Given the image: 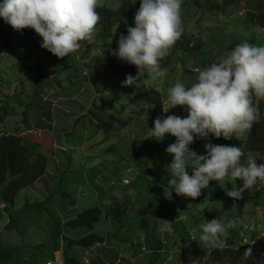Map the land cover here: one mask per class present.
Instances as JSON below:
<instances>
[{
  "label": "rangeland",
  "instance_id": "rangeland-1",
  "mask_svg": "<svg viewBox=\"0 0 264 264\" xmlns=\"http://www.w3.org/2000/svg\"><path fill=\"white\" fill-rule=\"evenodd\" d=\"M119 1L116 0L115 7L112 5L111 7L118 8ZM246 1L248 0H243L244 3L236 5L232 15L224 13L206 15L210 29L203 33V39L208 40L209 43L220 41L221 31H223L228 38L237 39L238 44L248 42L257 46L264 45L263 28L255 24L235 23L237 20L240 21L238 18L243 17L245 11L249 10L245 4ZM184 2L186 0H182L181 8ZM132 4L140 5V0H132ZM190 13L192 14V10ZM1 23L5 26V21ZM127 28L125 22H119L113 29L114 34L123 33L126 36ZM193 30L194 28H189V32ZM17 32L18 35H23L21 31ZM191 33H197V31ZM10 39L16 45L12 53L11 50L2 47L4 42L0 35V90L5 92H1L2 100L10 101L11 109V114L6 115L5 120L0 122V132L17 134L25 142L32 141L37 144L32 160L36 159L38 153L43 154L48 158V169L45 176L35 185L19 193L14 209H8L4 204L0 207L3 210H0V248L11 252L9 258L0 259V264H48V262L64 264L63 250L67 241L81 238L91 232L87 228L73 229L69 222L84 210L98 207L103 214L93 232L101 235L102 230L107 234L115 233L118 225L115 224L112 210L109 209L114 202L121 203L126 208L127 215L135 219L136 212L145 206L159 209L162 205L163 211L166 209L171 211L177 204L189 205L194 201H200L201 196L210 194L212 197L207 201L198 202L188 209L195 216H202L204 208L215 206L219 199L217 194L223 192L226 196L225 208L219 204L218 215L215 218L219 217L225 223L230 220L228 214L232 212L231 209L236 200L226 195L225 187L227 190H231L232 185L238 187L237 181L230 179L220 182L211 181L213 191L202 189L200 197L195 200L177 196L167 184L169 179L166 171L167 163L162 162L159 152L174 143L175 137L166 134L163 139L157 140L151 137V129L154 128V121L158 116L186 117L185 107L178 106L167 113L163 112L162 107V110H158L159 113L152 116L147 109L139 113L127 94L113 91L110 86H100L99 93L93 85L98 79V73L105 74V77L109 79V85L113 78L107 57L111 56L116 62L126 63L107 52H95V57L103 63L102 66L98 61H92L91 64L78 61L76 64L74 61V64H69L74 57L71 59L68 55L58 59L50 52H39L37 46L42 43L40 36L35 45L19 44L14 42V37ZM31 39L35 43L37 36ZM22 47H25L24 51ZM213 50H215L214 56L219 60L229 53L226 45L222 48L214 45ZM164 61L165 59L160 62L161 66ZM180 61V68H176L173 62L169 61L165 67H162L166 69V75L148 84L149 87L152 84L161 85L163 106H167L166 95L169 86L178 80L186 87L197 82L198 75L193 73L194 67L189 56L180 55ZM52 69L59 74L57 75V72ZM186 69L191 70L192 73L186 72ZM102 79L103 76L99 80ZM60 80L61 83H59ZM36 89L43 90L42 100L46 102L42 103L41 111L48 109L51 105L52 117L50 119L43 117V120H41V114L31 117L33 127L32 130H27L22 121L25 110L29 108L28 105L32 100L31 91ZM106 95H112L111 98L116 100L113 106L109 100H103V96ZM94 104L97 106V111L93 109ZM260 107L261 117L264 118V102ZM100 117H103L102 120L111 127L110 130L97 128L96 123ZM246 137L247 133L239 139ZM209 141L213 143L209 137L196 138L190 148L198 154L206 155L205 144ZM171 161L169 160V164ZM190 173L191 170H189ZM257 182L264 188V181ZM262 185L258 187L259 192L256 195L253 194L254 198L249 197L243 202L245 212L242 215L253 224L261 219L264 221V189H260ZM171 200L177 204L171 203ZM37 201H43L44 204L37 209L24 210L26 204ZM196 206L199 208L195 209ZM202 207L203 210H201ZM226 208L230 211L227 212ZM259 208L262 215L257 214ZM176 212L179 216H174V220H179L181 217L187 219L186 213L181 214L178 208ZM171 227L173 226L168 225L161 229L162 237H165L167 229ZM236 231L234 235H239L241 240L245 236L244 232H240L239 229ZM178 232L179 234L176 231L172 234V242L175 246L174 254L170 258L176 264H188L190 261L183 256V246L179 237L181 229H178ZM229 234L233 235L231 230ZM107 238H110V241L106 240V246L117 250L115 252L118 255L117 262H120L121 258L123 264H141L142 259H146L148 251L143 252L142 247L134 243L139 238L135 240L133 237L130 238L129 249L123 252L119 250L123 248L121 244L110 245L114 241L112 236ZM237 240L234 239L233 244L237 243ZM69 252L77 258H82L85 250L77 248ZM112 252H100L97 247L93 251L86 252L83 264H94L92 259L98 256H102L105 262L109 263L110 257L115 255ZM197 259L200 263L202 262L201 258Z\"/></svg>",
  "mask_w": 264,
  "mask_h": 264
},
{
  "label": "clouds",
  "instance_id": "clouds-1",
  "mask_svg": "<svg viewBox=\"0 0 264 264\" xmlns=\"http://www.w3.org/2000/svg\"><path fill=\"white\" fill-rule=\"evenodd\" d=\"M181 3L182 0H140L134 16L135 26L127 28L126 36L120 35L118 49L111 51L113 56L137 69L135 76L126 75L122 86L137 88L142 82L162 94L161 85L149 87L148 84L166 75L160 62L170 54L183 33ZM103 6L102 0H2L0 17L16 31L34 30L42 38L41 47L63 59L75 53L81 42L91 44L95 40L100 21L97 9ZM262 102L264 45L248 42L237 44L218 62L198 69L197 82L190 87L178 80L167 88V106H163V112L180 106L187 109V116H158L151 137L157 140L166 134L175 137V142L165 151L173 157L166 166L167 184L177 196L195 200L202 189L213 191L211 181L230 179L243 182L241 187L232 185L231 190L226 189V184L224 186L228 197L239 200L258 180L264 181V163L258 164L251 156L247 157L246 165L242 163L244 151L241 147L209 141L205 144L206 155L190 148L196 138L205 139L209 134L217 139L235 137L238 140L260 122ZM260 210L258 215H262ZM241 216L229 218L227 223L219 217L201 223L198 226L200 234L194 231L192 240L202 243L209 252L223 250L229 230L239 229L245 236L240 240L239 235H234V239H238L235 244L254 245L251 234L264 236V221L261 219L253 224ZM142 249L146 251L144 246ZM252 255V247H248L241 264ZM188 264H200V261L195 259Z\"/></svg>",
  "mask_w": 264,
  "mask_h": 264
},
{
  "label": "trees",
  "instance_id": "trees-1",
  "mask_svg": "<svg viewBox=\"0 0 264 264\" xmlns=\"http://www.w3.org/2000/svg\"><path fill=\"white\" fill-rule=\"evenodd\" d=\"M116 0H102L103 7L98 8L97 11L100 15V21L96 27V37L95 40L89 44L84 41L81 42V47L75 52L69 54L71 56V61L69 64H74L75 61L83 62L84 64H91L92 61H98L95 57L96 53L107 52L111 54L112 50L118 49V40L121 34H114V27L119 22H125L126 27H134V16L140 5L133 6L132 0H117L119 1L118 8L113 9L116 5ZM2 2V0H0ZM244 3L243 0H186L182 4L181 8V18L183 25V33L179 40L174 44L170 50V54L165 58L164 63L161 67H165L169 61L173 62V65L176 68L181 67L180 55L190 58L192 65L194 67V74L198 75V68L203 69L209 66L213 62H218L219 59L214 56L216 47L220 46L221 48L225 45L227 46V51L230 52L238 43L235 38H228L223 31H221V40L215 42H208V40L203 39V33L210 29L208 26L209 19H206L205 16L209 13L220 15L222 13L232 15L236 10L235 6ZM249 10L243 13V17H240V21H235V23H246V24H255L264 29V0H248L245 2ZM192 10V14L190 13ZM218 11V13H217ZM236 13V17H237ZM1 21H4L0 17V35L3 45L2 47L11 50V53L16 49V45L11 42L10 37H14V42L19 44H31L35 45L38 41L39 35L34 34L35 31L32 29H24L21 31V35H18V32L14 30L10 25L5 23V26L2 25ZM234 22V20H232ZM2 25V26H1ZM194 28L193 31L197 33L189 32V28ZM200 29V31H199ZM124 35V34H123ZM20 36V38L18 37ZM37 36L36 42L31 38ZM19 38V39H18ZM202 39V40H201ZM13 44V45H12ZM42 44V43H41ZM41 44L37 46L39 52H46L44 48L41 47ZM18 45V44H17ZM18 47V46H17ZM25 48V47H24ZM83 52V53H81ZM81 55V56H79ZM108 65L112 70L113 78L108 84V78L105 77V74L100 75L98 73L97 81H94V86L96 90L101 91L100 86H110L113 91H121L124 94L129 96V100L134 104V108L137 109L139 113H143L146 109L150 111V115L154 116L159 113L163 107V96L158 91L157 88L151 87L147 88L144 83H140L135 86H122V82L126 79L127 74L136 75L137 69L134 65L127 63L116 62L111 56L107 57ZM101 66H102V62ZM73 66V65H71ZM41 68V66L39 67ZM61 69H64L61 67ZM53 70V69H52ZM59 74L58 71L53 70ZM188 73H192L191 70H185ZM179 74V73H178ZM103 76L102 80H99ZM11 77V76H10ZM42 76L40 75V79ZM61 83V80L59 81ZM105 85V86H104ZM0 90V122H3L6 118V115L11 114L10 101L5 102L2 100V92ZM31 101L28 105L29 108L25 110L22 124L27 130H32V119L31 117H37L42 115L43 117L50 119L52 117L51 105L48 109L41 111L42 103H46L42 100L43 90H34L31 91ZM110 94V93H108ZM110 96H103V100H109L111 106L114 105V101ZM9 103V105H8ZM95 108V109H94ZM93 109L97 111L96 104L93 105ZM97 116V113L95 114ZM103 117H100L96 123L97 128H105L110 130V126H107L106 121L102 120ZM214 144L222 145H235L241 147L244 151V157H242V163L246 165L247 157L251 156L254 158L257 163H264V118L261 117L260 122L253 125L250 132L247 133L245 139H235L225 140L223 137L217 139L211 134L208 136ZM37 144L32 141L25 142L24 139L17 134H8L3 131L0 132V207L2 204L6 208L11 209L16 207V199L19 193L33 185H35L45 174L48 169V158L43 154L38 153L36 159L32 160L34 157ZM166 149L160 151L162 162L167 165L169 160H172L173 157L166 153ZM166 165V166H167ZM192 173V172H191ZM191 173L189 175H191ZM242 181L237 180L238 187L242 186ZM261 183H256L251 189L245 190L242 194V198L234 201L232 212L228 215L230 218H242L244 210V200L249 197L254 198L253 194L256 195L258 187L261 186ZM263 188V185L260 189ZM247 195V196H245ZM212 196L210 194H205L201 196L200 201H194L189 205L177 204L174 210L168 211L167 209L163 211L161 207L156 208L153 206H145L137 211L135 214V219H132L127 215L126 208L119 202H114L109 209L112 210L113 218L116 227L115 233H108L106 231H101L102 235L96 232H93L98 221L102 217V212L98 207L86 209L83 212L79 213L77 217L72 219L69 222V225L73 229L87 228L91 232L78 239H70L67 241L64 250H63V260L64 264H83L85 253L95 250L97 247L100 252H112L115 254L117 251L116 248H108L105 244L106 240L110 241V238L113 237V243H110L112 246L115 244H121L123 247L119 249L123 250L129 249L128 240L132 237L135 239L134 243L144 246L145 250L148 251L146 259L143 258L141 264H176L170 258L174 253V242H172V234L178 233V229H181V234L179 235L181 243L183 246V256L188 261L201 258L202 262L200 264H241V257L243 256L244 251L248 247H252V257L245 261V264H264V236H258L251 234V239L255 241L254 245H243L233 244L234 241V232L236 229L232 230L233 235L228 236L225 242V247L223 250H212L209 252L207 248L201 243L192 240V233L196 232L197 235L200 234L199 225L201 223H206L207 221L212 220L215 216L218 215V206L219 204L225 208V194L223 192L218 193L217 197L219 198L218 203L212 207L204 208V213L202 216H195L193 212L188 209L191 206H195L198 202L207 201ZM223 197V198H222ZM204 198V199H203ZM169 201V200H168ZM169 203V202H168ZM44 204L43 201H37L35 203H28L25 206L26 211L32 209H37L39 206ZM199 206V205H198ZM198 206L195 209L199 208ZM169 207V206H168ZM220 207V206H219ZM179 210L181 214L186 213L187 219L181 217L179 220H174V216H179L176 210ZM221 209V208H220ZM2 210V209H0ZM138 210V209H136ZM188 210V211H187ZM203 210V207L202 209ZM227 212L230 209H227ZM3 211V210H2ZM131 218V219H130ZM140 218V219H139ZM1 219V218H0ZM173 226L167 229L165 237H162L160 233L161 229L163 230L166 226ZM234 229V228H233ZM171 230L173 232H171ZM126 232V233H125ZM136 233V236L134 234ZM142 237V238H141ZM116 238V239H115ZM165 239V240H164ZM165 241V242H164ZM100 246H103L102 248ZM109 246V245H108ZM82 249L85 250L82 258H77L76 255L69 252L72 249ZM144 252V251H143ZM129 253V252H128ZM127 253V254H128ZM200 255L198 256V254ZM11 252L0 248V259L9 258ZM118 255H113L110 257V262L106 263L102 256H98L96 259H92L94 264H123L122 260L117 262ZM49 263V262H48Z\"/></svg>",
  "mask_w": 264,
  "mask_h": 264
}]
</instances>
